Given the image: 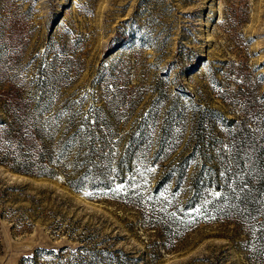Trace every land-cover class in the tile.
Wrapping results in <instances>:
<instances>
[{
    "label": "rangeland",
    "instance_id": "1",
    "mask_svg": "<svg viewBox=\"0 0 264 264\" xmlns=\"http://www.w3.org/2000/svg\"><path fill=\"white\" fill-rule=\"evenodd\" d=\"M0 264H264V0H0Z\"/></svg>",
    "mask_w": 264,
    "mask_h": 264
}]
</instances>
